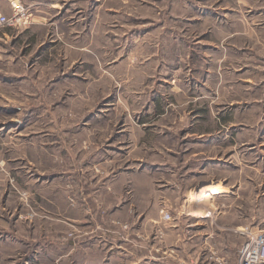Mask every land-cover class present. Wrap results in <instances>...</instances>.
<instances>
[{"label": "rangeland", "instance_id": "rangeland-1", "mask_svg": "<svg viewBox=\"0 0 264 264\" xmlns=\"http://www.w3.org/2000/svg\"><path fill=\"white\" fill-rule=\"evenodd\" d=\"M54 2L0 33V211L31 221L30 196L53 215L115 182L171 212L176 258L237 264L264 229V0Z\"/></svg>", "mask_w": 264, "mask_h": 264}, {"label": "crops", "instance_id": "crops-1", "mask_svg": "<svg viewBox=\"0 0 264 264\" xmlns=\"http://www.w3.org/2000/svg\"><path fill=\"white\" fill-rule=\"evenodd\" d=\"M10 1L0 0V10L5 6V14L11 11ZM17 1L27 7L31 25L44 24L39 18H46L44 15L48 13L45 6L56 5L55 0ZM0 29L4 28L1 26ZM6 29L0 32L3 36H7ZM116 189L115 182L107 181L101 192L74 196L73 205H66L68 207L63 212L59 208L53 215L41 206L44 196H30L39 212L31 221L18 217L17 214L23 210V204L18 200L13 207H3L4 210L0 211V249H5L6 253L2 256V259L5 258L2 262L45 264L50 260L54 264H225L224 255L215 258H176L173 254L176 243L168 241L169 234L180 229L175 218L172 216L170 221H163L154 204L147 207L145 196H137V200H132L131 196H114L112 194ZM227 191L225 186L213 185L205 187L200 195H226ZM59 197L61 199L62 196ZM146 198L151 201L152 196ZM122 223H126V226ZM186 227L187 231L193 228L190 223ZM70 230L73 235L62 241V234ZM159 230L163 232L162 238L158 236ZM195 234L188 235L187 240ZM177 244L176 247L183 250L184 243ZM95 249L100 251L97 257L93 252Z\"/></svg>", "mask_w": 264, "mask_h": 264}, {"label": "built area", "instance_id": "built-area-1", "mask_svg": "<svg viewBox=\"0 0 264 264\" xmlns=\"http://www.w3.org/2000/svg\"><path fill=\"white\" fill-rule=\"evenodd\" d=\"M10 6L11 11L8 15L0 12V26H19L29 21V13L24 4L17 0H11ZM159 211L163 221L167 222L172 219L171 212L167 209L160 208ZM243 231H245L247 239L240 250L237 264H264V229ZM159 232L161 233L160 230Z\"/></svg>", "mask_w": 264, "mask_h": 264}]
</instances>
